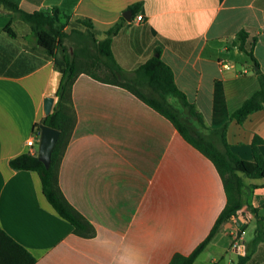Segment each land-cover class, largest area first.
Returning a JSON list of instances; mask_svg holds the SVG:
<instances>
[{
    "label": "crops",
    "instance_id": "1",
    "mask_svg": "<svg viewBox=\"0 0 264 264\" xmlns=\"http://www.w3.org/2000/svg\"><path fill=\"white\" fill-rule=\"evenodd\" d=\"M15 1L27 12L59 7L72 18H88L100 39L141 4L143 21L131 17L113 37L126 79L139 64L160 57L209 127L228 124L227 140L240 158L253 160L255 136L263 139L264 156V108L241 124L231 118L259 89L258 72L264 75V0ZM12 15L0 7V226L36 264H169L177 253L190 254L225 205L222 179L164 116L122 86L81 73L67 105L74 124L59 184L94 226L92 237L76 235L55 211L36 172L11 168V159L30 152V137L39 142L45 99L53 97L55 106L62 77L27 24L16 17V36L4 30ZM243 30L258 65L239 47ZM36 148L38 154V143ZM259 180L247 183L264 185ZM247 197L264 216V188ZM255 227V214L245 205L194 264H236L249 251L248 264H264V244L252 246Z\"/></svg>",
    "mask_w": 264,
    "mask_h": 264
},
{
    "label": "trees",
    "instance_id": "2",
    "mask_svg": "<svg viewBox=\"0 0 264 264\" xmlns=\"http://www.w3.org/2000/svg\"><path fill=\"white\" fill-rule=\"evenodd\" d=\"M75 3L76 0H69ZM0 7L13 13L4 30L11 37L16 36L12 28L16 17L30 27L32 36L42 51L43 57L52 60L55 68L61 73L57 90V102L50 115L43 118L37 126L46 124L59 130V138L54 147L49 167L39 160L38 154L24 153L10 160L14 170L36 172L41 180L42 189L48 202L55 211L74 226L75 234L89 238L95 232L94 226L87 217L76 208L65 196L59 184V166L64 148L71 137L74 117L67 110L71 100L73 85L81 74H89L96 80L122 86L148 106L164 116L181 137L205 156L219 173L226 195V202L207 237L188 255L175 254L169 264H194L200 253L212 238L245 205L255 214L256 227L252 238L253 249L264 244V216L258 213L259 208L252 205L247 193L264 186L248 184L246 179H264V156L260 145L263 139L255 136L252 142L253 160L240 158L230 147L227 140L228 124L220 128L209 127L204 117L191 103L186 94L175 82L172 68L160 57H153L139 64L134 70V77L127 80L124 69L118 63L113 51V37L116 36L126 20L111 27L100 39L92 21L88 18L75 17L62 8L36 10L27 12L19 8L15 0H0ZM141 4L132 5L129 10L132 17L139 14ZM239 47L247 51L253 63L258 65L253 54V43L246 31L239 33ZM8 71L7 74H12ZM259 89L232 113L231 118L243 123L248 116L264 108V75L258 72ZM143 89H148L143 91ZM174 97L180 109L171 101ZM264 207V203L262 205ZM252 251L240 255L236 264H248ZM0 264H36L34 256L0 226Z\"/></svg>",
    "mask_w": 264,
    "mask_h": 264
},
{
    "label": "water",
    "instance_id": "3",
    "mask_svg": "<svg viewBox=\"0 0 264 264\" xmlns=\"http://www.w3.org/2000/svg\"><path fill=\"white\" fill-rule=\"evenodd\" d=\"M123 17L127 22L131 21V17H132L131 10L125 11L123 13ZM53 107H54V98L47 97L44 102V112L46 116L52 113ZM59 134L60 132L56 128H53L46 124H42L40 126L39 142H38V158L46 165V167H49L51 164L52 152L59 138Z\"/></svg>",
    "mask_w": 264,
    "mask_h": 264
},
{
    "label": "built area",
    "instance_id": "4",
    "mask_svg": "<svg viewBox=\"0 0 264 264\" xmlns=\"http://www.w3.org/2000/svg\"><path fill=\"white\" fill-rule=\"evenodd\" d=\"M143 19H144L143 16L141 14H138L135 16L134 21L141 22L143 21ZM37 143H38V137L36 136H32L27 140L26 145L29 147L31 154L37 153V148H36ZM234 245L240 248V246H238L239 245L238 243H235Z\"/></svg>",
    "mask_w": 264,
    "mask_h": 264
},
{
    "label": "rangeland",
    "instance_id": "5",
    "mask_svg": "<svg viewBox=\"0 0 264 264\" xmlns=\"http://www.w3.org/2000/svg\"><path fill=\"white\" fill-rule=\"evenodd\" d=\"M170 101L176 106V107H178L179 109H180V104H179V102H178V100L176 99V98H174V97H170ZM250 179H246V182H248ZM252 181H258V182H262V181H260V180H258V179H254V180H252ZM248 184H253V183H248ZM262 184V183H261ZM260 185V184H259ZM258 186V185H257ZM262 186H264V185H262ZM261 188H264V187H261ZM251 235H252V233H251V231L249 232V234H248V237H251Z\"/></svg>",
    "mask_w": 264,
    "mask_h": 264
}]
</instances>
